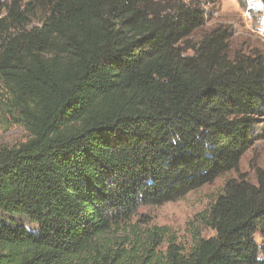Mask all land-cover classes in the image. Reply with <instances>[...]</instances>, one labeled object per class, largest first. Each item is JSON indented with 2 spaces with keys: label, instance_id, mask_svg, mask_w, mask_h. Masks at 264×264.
I'll list each match as a JSON object with an SVG mask.
<instances>
[{
  "label": "trees",
  "instance_id": "obj_1",
  "mask_svg": "<svg viewBox=\"0 0 264 264\" xmlns=\"http://www.w3.org/2000/svg\"><path fill=\"white\" fill-rule=\"evenodd\" d=\"M198 2L0 0V130L28 135L0 146V264H264V166L225 180L188 248L132 223L264 133V53L224 24L192 40Z\"/></svg>",
  "mask_w": 264,
  "mask_h": 264
},
{
  "label": "rangeland",
  "instance_id": "obj_2",
  "mask_svg": "<svg viewBox=\"0 0 264 264\" xmlns=\"http://www.w3.org/2000/svg\"><path fill=\"white\" fill-rule=\"evenodd\" d=\"M25 1V0H24ZM206 10L204 24L197 29L191 39L195 40L217 24L232 29L231 51H261L264 53V9L259 0H197ZM263 127V126H261ZM28 137L21 126L13 125L0 130V146H13ZM264 166V133L241 157L238 167L217 177L213 182L200 186L183 197L159 205L140 207L132 223L141 221V226H167L176 237L178 244L188 248L192 244L190 224L195 222L198 213L206 209L221 191L228 178L243 175L253 179L255 167ZM196 225V224H195ZM203 237L214 235V231L198 226ZM165 244H163V247Z\"/></svg>",
  "mask_w": 264,
  "mask_h": 264
}]
</instances>
